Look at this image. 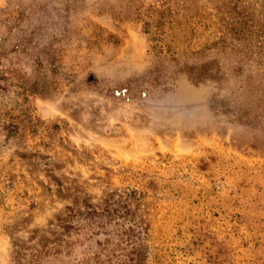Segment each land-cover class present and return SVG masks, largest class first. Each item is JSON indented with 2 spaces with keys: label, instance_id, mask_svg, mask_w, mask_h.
I'll list each match as a JSON object with an SVG mask.
<instances>
[{
  "label": "rangeland",
  "instance_id": "obj_1",
  "mask_svg": "<svg viewBox=\"0 0 264 264\" xmlns=\"http://www.w3.org/2000/svg\"><path fill=\"white\" fill-rule=\"evenodd\" d=\"M0 264H264V0H0Z\"/></svg>",
  "mask_w": 264,
  "mask_h": 264
},
{
  "label": "trees",
  "instance_id": "obj_2",
  "mask_svg": "<svg viewBox=\"0 0 264 264\" xmlns=\"http://www.w3.org/2000/svg\"><path fill=\"white\" fill-rule=\"evenodd\" d=\"M214 66L215 65L204 64V65H201L199 67H193L191 69V73L193 74V76H191L192 80L193 81L196 80V82H198V83H201L202 81H207V80L208 81L214 80L215 77L219 75V73L216 72ZM64 220H65L64 222H60V226L62 228H72L71 226L68 225L69 221H67V219H64ZM102 222H104V221H102ZM71 223L72 222H70V224ZM136 231H137L136 227L135 228L130 227V228L126 229L125 231H122L123 239L124 240H131V242L135 241L133 237H135ZM58 249L59 248L54 250L55 252H49V255H46V257L51 256V255H55V254H59Z\"/></svg>",
  "mask_w": 264,
  "mask_h": 264
}]
</instances>
